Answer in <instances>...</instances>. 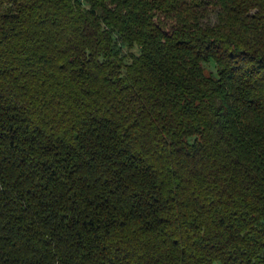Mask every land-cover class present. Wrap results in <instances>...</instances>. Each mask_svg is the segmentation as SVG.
<instances>
[{
    "label": "trees",
    "instance_id": "1",
    "mask_svg": "<svg viewBox=\"0 0 264 264\" xmlns=\"http://www.w3.org/2000/svg\"><path fill=\"white\" fill-rule=\"evenodd\" d=\"M0 264H264V0H0Z\"/></svg>",
    "mask_w": 264,
    "mask_h": 264
},
{
    "label": "rangeland",
    "instance_id": "2",
    "mask_svg": "<svg viewBox=\"0 0 264 264\" xmlns=\"http://www.w3.org/2000/svg\"><path fill=\"white\" fill-rule=\"evenodd\" d=\"M208 67L212 68L211 64H206Z\"/></svg>",
    "mask_w": 264,
    "mask_h": 264
}]
</instances>
